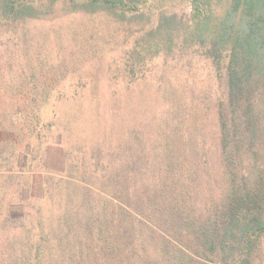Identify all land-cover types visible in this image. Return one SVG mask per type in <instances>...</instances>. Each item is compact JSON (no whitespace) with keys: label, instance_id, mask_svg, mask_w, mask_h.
Wrapping results in <instances>:
<instances>
[{"label":"trees","instance_id":"16d2710c","mask_svg":"<svg viewBox=\"0 0 264 264\" xmlns=\"http://www.w3.org/2000/svg\"><path fill=\"white\" fill-rule=\"evenodd\" d=\"M160 1L0 0L1 43L28 41L29 23L59 11L103 14L134 27L130 72L114 78L133 83L157 70L154 112L132 120L127 101L136 91L125 105L110 92L112 120L97 121L82 143L70 138L81 103L103 93L48 86L68 74L47 81L28 50L8 58V71L0 69L9 89L0 97L11 100L0 102V133L11 137L0 139V264H264V0H178L191 12L159 8L151 26L142 24ZM202 57L221 73L216 92L195 87ZM51 147H64L63 168L48 166ZM40 168L36 195L24 170Z\"/></svg>","mask_w":264,"mask_h":264},{"label":"rangeland","instance_id":"374dc122","mask_svg":"<svg viewBox=\"0 0 264 264\" xmlns=\"http://www.w3.org/2000/svg\"><path fill=\"white\" fill-rule=\"evenodd\" d=\"M153 6L156 7L143 17L142 24L145 26H151L156 21L159 8L178 15L191 12V7L187 2L178 0H164L155 3ZM61 12H57L58 14L50 19L29 23L27 29L29 34L34 35V37L27 39L28 41H19L18 46L14 39L5 43L0 42V64H2L0 69L5 71L4 74L11 66L8 63V58L14 62V58L24 57L28 50L30 52L29 58L36 65V71L39 73L42 66L43 73H46L43 78L47 81L52 83L55 74H68V77L62 82L60 81L59 84L48 86L69 91L79 87L82 90L90 89L91 92L97 90L96 92L103 93L99 103L92 102L93 106L90 104L89 98L81 103L82 114L74 120L73 135L70 137L73 142L84 143L87 141L94 132L98 131L97 121L103 120V122L109 123L112 120L109 114V106L111 102H114L112 95L110 98V92H119L122 96L121 105H125L129 98V91H136L134 104L127 101L129 113L133 114L132 120L140 121L142 117L149 115L152 111L154 112L157 105V97L154 98L156 69L145 68V71L139 72L138 75L146 73V78L138 81L133 80V83L117 81L114 78L127 71L130 72L125 68L127 62L125 52L127 53L133 45L134 34L131 32V28L134 30V27L115 23L110 17L103 14L85 15ZM17 50H20L21 53H16ZM42 60L44 66L39 63ZM29 64L33 68L30 62ZM12 65L16 67L17 64L15 62ZM198 66L199 72L197 73L200 75L198 78L200 83H196L195 87L200 88L201 85H204L206 88L212 89V92H216L220 87V72L214 67L211 60L203 57L200 58V65ZM91 75L96 76L95 82L88 84L85 79ZM0 92H9V89L4 85L2 76L0 77ZM10 101L6 95L0 97V102L3 105ZM113 105L115 106V104ZM96 106L99 107L97 113L94 112ZM133 106H136L137 114L133 112ZM99 116L101 119L98 118ZM207 128L205 138L213 139L215 136L213 123H210ZM10 138L7 132L0 133V139L9 140ZM211 151L213 157L216 158L217 152L213 146ZM47 162L51 169L63 168L65 165L64 147H51ZM24 172L34 175V193L36 195L43 194L41 176L44 175L45 171L40 168L37 171L24 170ZM202 191L203 188L198 187V194L196 195L198 202L201 200Z\"/></svg>","mask_w":264,"mask_h":264}]
</instances>
